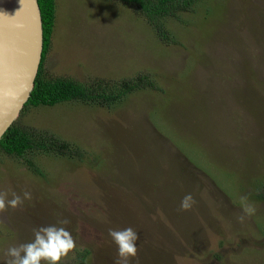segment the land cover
Here are the masks:
<instances>
[{
    "label": "rangeland",
    "instance_id": "374dc122",
    "mask_svg": "<svg viewBox=\"0 0 264 264\" xmlns=\"http://www.w3.org/2000/svg\"><path fill=\"white\" fill-rule=\"evenodd\" d=\"M56 1L47 77L94 83L147 72L161 91L21 113V127L88 154L0 151V192L31 196L0 213V264L61 218L77 247L60 264L77 251L89 252L86 264H114L108 229L127 227L139 234L130 264H264V0L202 2L169 21L173 44L117 0ZM189 193L196 204L181 211ZM242 196L256 211L240 222Z\"/></svg>",
    "mask_w": 264,
    "mask_h": 264
},
{
    "label": "trees",
    "instance_id": "16d2710c",
    "mask_svg": "<svg viewBox=\"0 0 264 264\" xmlns=\"http://www.w3.org/2000/svg\"><path fill=\"white\" fill-rule=\"evenodd\" d=\"M116 1V0H115ZM135 10L151 28L160 42L175 43L168 28L171 20L182 21V15L196 11V6L208 0H117ZM44 28V51L40 70L35 81L31 97L22 111L30 107H54L63 103H91L99 105H116L127 95L140 90L160 92L161 87L151 75L137 74L121 81H109L98 78L94 83H82L71 78H49L45 74V62L57 19L56 0H38ZM0 151L8 155L23 157L30 151L55 152L69 158L84 160L87 151H80L71 143L62 140H50L40 137L34 130L26 129L16 121L0 141ZM28 166L37 174H42L39 167L32 161ZM259 198L264 201V182L257 188ZM88 251L76 252L73 261L65 264H86ZM62 264V263H61Z\"/></svg>",
    "mask_w": 264,
    "mask_h": 264
},
{
    "label": "water",
    "instance_id": "95a60500",
    "mask_svg": "<svg viewBox=\"0 0 264 264\" xmlns=\"http://www.w3.org/2000/svg\"><path fill=\"white\" fill-rule=\"evenodd\" d=\"M43 51L38 0H0V141L31 97Z\"/></svg>",
    "mask_w": 264,
    "mask_h": 264
},
{
    "label": "clouds",
    "instance_id": "9594fccd",
    "mask_svg": "<svg viewBox=\"0 0 264 264\" xmlns=\"http://www.w3.org/2000/svg\"><path fill=\"white\" fill-rule=\"evenodd\" d=\"M8 195V192H0V213L6 212L8 208L15 210L23 204L24 199L31 198L28 192L23 194V199L15 192L11 193V199H8ZM240 199L243 214L239 220L243 222L245 216L255 214L256 208L247 202V196H242ZM195 204L196 201L192 194H186L181 200L180 210H191ZM69 223L67 218H61L56 224L34 228V238L30 242L11 246L6 250L5 264H42V262L60 264L77 247L73 236L65 227ZM108 235L117 246V257L114 264H130L132 259L138 257L139 249L136 242L139 234L134 228L127 227L120 230L109 228Z\"/></svg>",
    "mask_w": 264,
    "mask_h": 264
}]
</instances>
